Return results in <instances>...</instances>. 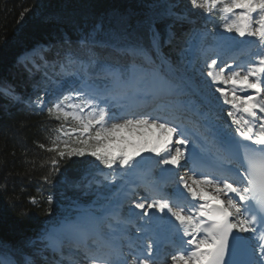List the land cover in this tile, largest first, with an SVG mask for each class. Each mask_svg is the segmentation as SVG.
Here are the masks:
<instances>
[{
    "label": "snow or ice",
    "instance_id": "obj_1",
    "mask_svg": "<svg viewBox=\"0 0 264 264\" xmlns=\"http://www.w3.org/2000/svg\"><path fill=\"white\" fill-rule=\"evenodd\" d=\"M189 3L206 17L219 11L223 31L193 29L184 39L168 21H191L168 4L145 17L147 43L144 33L128 31L122 14L116 24L99 19L77 38L87 51L79 86L55 100L31 101L61 122L46 149L55 154L51 174L95 165L107 181L100 165L128 175L142 161L155 160L161 175L171 177L148 198L132 201L141 210L135 217L142 224L125 223L135 233L125 227L115 235L112 225L102 231L98 223L105 217L91 209L46 229L40 237L44 247L62 255L67 241L72 264L79 259L87 264H230L226 257L244 233L258 239L259 264H264V0ZM209 36L214 45L207 43ZM181 40L186 48L180 47ZM173 43L180 55L165 51ZM241 44L255 50L251 60L222 58L223 51ZM188 51L203 61L201 68L189 72L182 63ZM225 110L226 118L221 115ZM189 160L190 180L177 171ZM203 161H208L207 171L197 166ZM114 194L120 195V189ZM47 200L51 204L53 197ZM110 215L122 223L119 211ZM162 223L168 229L166 246L159 238ZM85 237L88 242L82 244ZM6 245L0 241V264H26Z\"/></svg>",
    "mask_w": 264,
    "mask_h": 264
},
{
    "label": "trees",
    "instance_id": "obj_2",
    "mask_svg": "<svg viewBox=\"0 0 264 264\" xmlns=\"http://www.w3.org/2000/svg\"><path fill=\"white\" fill-rule=\"evenodd\" d=\"M169 3L196 22L193 29L219 31L224 22L219 11L205 17L189 0H0V241L7 242L6 247L14 249L17 257L23 259L27 254L34 264H50L53 250L36 237L51 223L74 215L80 205L98 202V193L110 188L107 183L103 188L88 185L86 175L94 165L88 171L62 168L64 175L50 173L55 154L46 149L61 122L31 103L36 97L33 81L42 73L30 76L35 66L30 60L20 61L21 55L44 43L46 48L37 60L66 61L67 51L86 58L87 51L78 46L77 38L94 21L116 24L121 14L128 21V31L133 36L144 33L147 43L145 17ZM168 23L174 30L183 26L172 20ZM5 88L21 93L22 99L14 102Z\"/></svg>",
    "mask_w": 264,
    "mask_h": 264
},
{
    "label": "rangeland",
    "instance_id": "obj_3",
    "mask_svg": "<svg viewBox=\"0 0 264 264\" xmlns=\"http://www.w3.org/2000/svg\"><path fill=\"white\" fill-rule=\"evenodd\" d=\"M168 5H173L174 6V4L173 3H169ZM172 30V29H171ZM221 31H223V29H221ZM220 32V31H219ZM210 37V41H211V44L210 45H214V40L212 39V37L211 36H209ZM173 45H176V44H174L173 43ZM180 46H181V48H182V46H183V44H182V41L180 42ZM246 49L247 50H249V48L247 47V45H246ZM39 51V48L37 47V48H35V49H33L32 51H30V52H28V53H26V54H24L22 57H21V61H24V60H26V59H32V57H33V55L35 54H37V52ZM250 52H254L255 50L254 49H252V50H249ZM193 52V61L191 62V65H189L188 63H186V62H184V61H182V63H184L185 65H188V70H189V72H191L192 70H193V68L195 67V68H201L202 66H203V61L202 60H197V55H196V53H195V51H192ZM229 50H225V51H223L222 52V58L223 59H226L228 56H227V54H229ZM225 53H227L226 55H225ZM67 56L69 57L70 56V53H68L67 54ZM211 58H216V56L215 55H212L211 56ZM70 59H68V61H69ZM251 60V59H250ZM83 60L81 59L80 60V63L77 65H74V67L76 68V67H78V68H81V62H82ZM247 61H249V58H247V57H245V59H244V61H242V62H247ZM50 62H54V60H51ZM239 62V61H238ZM48 62H44L43 64H38L39 65V67L41 68V69H43V68H46L47 66H48ZM205 72H206V68H204L203 69ZM47 76L46 77H44V78H39V79H36L35 80V82H36V84L37 85H39L40 83L42 84V89H40V90H38L39 91V97L38 98H40V99H42V100H45V101H51V100H55V98H56V96H58V95H63V94H65V93H67L69 90H70V88H67V89H63L62 87H61V85H60V80H56V79H53L54 77H53V75H50L49 73H47L46 74ZM197 75H199L198 73H197ZM30 76H31V74H30ZM60 76L62 77H65V75H63V74H60ZM33 77V76H32ZM73 87H75V86H73ZM78 87V86H77ZM207 90L208 91H211V88H210V86H208V88H207ZM54 91H56L55 92V95L53 96V97H51L50 96V93L51 92H54ZM20 99V95L18 94V95H15L14 96V100H16V101H18ZM37 99V98H36ZM36 99H34V101L36 100ZM49 106V105H48ZM46 108V107H45ZM132 149L130 148L129 149V151H131ZM174 150V149H173ZM143 154H149V153H143ZM142 154V155H143ZM150 155V154H149ZM152 169V171H156V169H155V167H152L151 168ZM184 170V169H183ZM107 175H109V181H111L110 183H116V188L111 192V194H109L108 196H106V197H103V204L102 205H100V206H98V208H100L101 209V213L98 215V216H102V217H105L104 219H101V221H103V222H105L106 221V219L109 217V215H110V213L112 212V210L116 207V205L114 204L115 202H114V199L116 200V199H118V197H115V192H116V189H120V194H122V190H124V189H126V186H125V184H126V181L124 182V180H122L121 178L122 177H125V178H128L129 176H131L132 174H134V173H130V174H128V175H123L122 173H120L118 170H116V171H114V172H112V173H110V174H108V173H106ZM138 174V173H137ZM179 175H184V172H179L178 173ZM115 176L116 178H115V180L114 181H112V176ZM161 184H163L162 182H160V181H158V182H155V183H152V185H154V186H160ZM124 188V189H123ZM122 189V190H121ZM172 189L171 188H169V191H171ZM143 193H144V189H142L141 190ZM143 193H141V192H138L137 194H141L142 195V197L143 198H148V196L147 195H145V194H143ZM127 194V193H126ZM119 196V195H118ZM126 195L125 194H123V195H121V201L123 200L122 198L123 197H125ZM138 197V196H137ZM120 201V202H121ZM134 201H136V200H134ZM128 209H129V215H127V216H125L124 217V219L123 220H121L122 221V223H120L119 225H117L116 224V222H113V223H111V222H109L111 225H112V228H120V229H123V228H125L126 227V221L127 220H131L132 218H134L135 216H132L133 214H135V213H138V212H141V210H139V209H135V208H133L132 207V205L131 206H128L127 207ZM82 212H84V211H82ZM80 216V215H79ZM79 216H77V218H79ZM68 221H71V220H68ZM68 221H61L60 223H58L57 225H53L52 227H50V229H52V228H56V227H58V226H60V225H63V224H65V222H68ZM139 224H142V223H139ZM109 225H107V228L109 229V227H108ZM136 226L137 227H139L137 224H136ZM61 260H63V262H64V264H66V262H65V260L64 259H59V260H56L57 261V264H59L58 263V261L60 262ZM69 261H73V259L72 258H69ZM87 264V262H84L83 261V259H79L78 261H77V263L76 264Z\"/></svg>",
    "mask_w": 264,
    "mask_h": 264
},
{
    "label": "bare ground",
    "instance_id": "obj_4",
    "mask_svg": "<svg viewBox=\"0 0 264 264\" xmlns=\"http://www.w3.org/2000/svg\"><path fill=\"white\" fill-rule=\"evenodd\" d=\"M221 115H222V117H225V118H226V110H225V112L221 113ZM229 122H230V121H229ZM174 151H175V150H173V153H174ZM143 155H144V156H148L149 154H143ZM182 163H183V161H182ZM141 165L144 166V170H146V173H145V175H144L143 173L135 174V180H133V182H136V181H143V180L145 179V176H150V175L152 176V180H153V181H159V179H162V180H164V181L167 182V183H169V181H171V177L161 175L159 168H158V167L156 166V164H155V160H145V161H142ZM152 167H155V169H156L155 172H154V171H153V172L151 171V168H152ZM160 167H163V166L161 165ZM183 169H184V170H183ZM177 171H178V173L181 172V171L184 172V175H182V176H184L185 179H189V180H190V177L193 176L192 171L190 170L189 167H187V165L184 166V167H181V168L178 169ZM197 178H199L198 175H197ZM129 185H130V184H128V186L126 187V191H127V192H130V190L133 189V188L130 187ZM123 189H124V188H123ZM121 190H122V189H121ZM121 192L124 193V190H122ZM115 197H118V195H115ZM120 197H121V195H120ZM137 198H139V196H138ZM133 201H134V200H133ZM136 201H138V200H136ZM131 205H132V202H131ZM132 207L134 208L133 205H132ZM163 231H164L165 233L168 234L167 226L164 227ZM86 238H87V237L83 238L82 241H84ZM85 264H86V263H85Z\"/></svg>",
    "mask_w": 264,
    "mask_h": 264
}]
</instances>
